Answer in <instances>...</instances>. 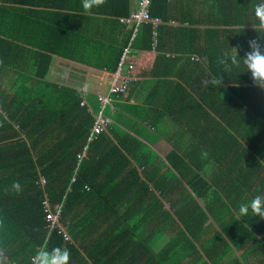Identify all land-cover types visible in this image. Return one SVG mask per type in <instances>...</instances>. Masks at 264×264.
<instances>
[{"label":"trees","instance_id":"16d2710c","mask_svg":"<svg viewBox=\"0 0 264 264\" xmlns=\"http://www.w3.org/2000/svg\"><path fill=\"white\" fill-rule=\"evenodd\" d=\"M259 2L217 0L216 4L211 3L208 7L195 8L196 14L197 9L206 11L208 21L204 25L227 27L203 29L202 36L198 29L191 27L170 28L168 22L171 20L180 24L189 23L185 21L188 9L171 6L170 0H151V16L162 19L163 23L156 28L152 24H142L133 44L135 49L152 50L155 46L156 50H210L208 69L203 73L210 80H219L220 84L211 86L210 96H206V89L199 96L201 103L198 107L203 111L201 117L207 114L210 120L206 121L201 130L212 131L218 126L220 109L230 99L224 100L222 97L220 100L218 97L223 85L238 92L239 99L249 104V95L254 90L245 87L251 79L243 62L239 68L233 67L231 72L226 73L219 59L230 54L229 50H236L243 58L249 51L248 41L253 39H259L264 45V38L259 37L251 25L254 6ZM18 9L0 6V264H32V257L42 247L49 251L61 247L67 248L70 253L76 252V238L98 228L96 226L100 224L105 225L107 219H111L114 236L109 246L104 244L103 247L95 248L92 254L94 264H182L187 257L199 256L202 252L195 246L199 241L196 231L201 230L199 225H202L204 215L193 196L187 191L188 196L184 195L183 200L178 199L176 202L167 197L164 199L167 193L165 187L174 178L172 175L165 178V184H156L153 189L159 191L164 200L154 196L149 188L151 180L141 176L138 171L139 163H145L139 156L143 143L129 135L120 137L113 130L110 132L112 137H109L112 124L89 144L86 155L79 161L78 154L87 145L95 122L94 116L101 109L99 100L94 95L86 98L93 109L90 112L88 105H81L84 99L79 91L47 81L46 76L54 55L115 73L128 39L119 44L110 33V38L106 35L99 41L83 37L82 34H72V28H67L66 33L60 34L61 37L42 39L39 38L41 33L29 37L25 33L26 26L18 15ZM123 9L115 6L112 11L111 17L117 20L113 30L122 28L120 19L132 14ZM17 29L22 35L19 32L15 34ZM52 31L56 35V32H62L54 26ZM132 32L131 28L130 38ZM89 50H96V54H99L96 61H89L92 58L87 55ZM99 50H104V53L101 54ZM213 50L226 52L223 51L217 57L211 53ZM107 54L109 57L105 58ZM161 61V57H158L155 70L161 67ZM10 66L12 70L7 69ZM9 71L19 81V87L12 95L7 92V85L11 81L7 77ZM198 81L188 83L196 94L198 88L202 87ZM235 84L241 86L234 87ZM180 89V97L174 104L171 103L174 99L170 100V97L165 103L172 115L176 114L178 108L185 110L182 101L184 88ZM190 100L194 103L197 97L189 95L188 102ZM223 100L225 103L218 107ZM116 106L125 108L122 104ZM104 112L109 118L112 117L109 106ZM221 112L231 116L224 109ZM135 116L139 121L144 120L139 115ZM219 119L232 131L234 125H243L242 121L232 116ZM212 120L215 121L214 125ZM147 121L154 125L150 120ZM200 121L191 125L190 129L201 126ZM244 125L249 126L247 123ZM151 156L150 160L158 162V156ZM184 161L175 152L167 156L170 169L174 168L177 173L184 174L182 177L190 173L186 171L187 164ZM260 164L257 161L256 175L260 174L259 169H264ZM42 179H45L46 184L41 183ZM198 179L201 177L198 176ZM14 181L21 184V192L11 190ZM46 199L51 207H62L60 220L66 229L65 233L70 237L69 241H65L64 233H58V230L50 232L46 219L47 208L44 205ZM164 201L171 203L172 213L163 212L160 219L163 221L161 232L158 230L161 227L151 232V235L155 232L157 235L163 234V241H167L156 252L148 242L150 236L145 237L144 232L150 230L149 225L157 221L154 220L156 214L158 219V213L148 212L149 208H164ZM187 222L198 224L199 228L189 229ZM180 224L184 225V230ZM175 227H178V232L170 236Z\"/></svg>","mask_w":264,"mask_h":264},{"label":"crops","instance_id":"0c3cea01","mask_svg":"<svg viewBox=\"0 0 264 264\" xmlns=\"http://www.w3.org/2000/svg\"><path fill=\"white\" fill-rule=\"evenodd\" d=\"M139 2L140 0H106L102 6L94 7L90 11L83 9L82 0H0V6L19 8L18 15L24 20L25 33L29 37L39 33H41L39 38L42 39L61 37L60 34L66 33L67 28H72L70 31L72 34H82L83 37L99 41L106 35L110 38L108 35L111 33L117 43L122 44L128 39V44L131 26L120 21L122 28L113 30L117 20L114 16L111 17L112 11L117 6L132 13L137 10ZM211 3L216 4L217 0H170L171 6L188 9L185 21L191 23V25L180 24L171 20L168 22L170 28L191 27L198 29L202 36L204 35L202 30L206 28H227L221 25H204L203 23L208 21L205 16L206 11L197 9L198 14L194 12L195 8L208 7ZM52 26L62 32H56V35L52 31ZM18 32L22 35L18 29L15 30V34ZM64 37L63 34L62 38ZM107 50L109 51L110 48L107 47ZM183 51L156 50L155 46L152 50L133 51L131 57L135 65L133 80L126 96L120 99L113 98L114 106L110 107L113 122L108 136L112 137L110 132L113 130L120 137L129 135L143 143V150L139 156L141 160H145V163H139L138 171L141 176L151 180L149 188L154 196L160 200L167 197L177 202L187 195L188 191L187 193L191 194L201 206L204 216L202 225H199L201 230L196 231L199 241L195 246L202 253L197 257L190 255L191 257H187L182 264H264V220L254 216L250 209L248 215L238 217L241 204L249 202L257 195L264 196V169H259L260 174L256 175L257 161L264 167V89L258 90V86H254L251 80L246 83V88L254 90L249 95L248 104L239 99L238 92L229 90L227 85H223L218 97L220 100L222 97L225 98L224 100L230 99L228 104L220 107V115L217 116L218 126L212 131L201 130L210 120L207 114L201 117L203 111L198 107L201 103L199 96L205 92V89L206 96H210V88L214 86L210 83V78L203 73L208 69L210 50ZM223 51L226 52V50H213L211 53L218 57ZM99 52L102 54L104 50ZM228 52L235 54L236 50ZM24 53L28 54L27 51ZM92 54L95 57L89 58L91 62L99 57L96 50H91L88 57ZM108 57L107 54L105 58ZM158 57L162 59L161 67L155 70ZM7 69L12 70V66ZM111 74L91 64L54 55L46 77L47 81L79 91L87 102L89 111L92 112L93 109L86 98L91 95L98 98L100 94L106 93ZM250 75L249 73V77ZM7 77L11 80L7 85V92L12 95L19 87V81L13 72L9 71ZM197 79L202 86L198 88V94L188 84ZM238 86L234 85V87ZM180 88H184L182 101L185 103V110L178 108L176 114L172 115L165 103L170 97V100L174 99L170 101L174 104V101L180 97ZM189 95L192 97L195 95L197 100L194 103L191 100L188 102ZM224 100L218 107L225 103ZM117 104H122L125 108L121 109L116 106ZM223 109L233 118L242 121L243 125H234V131L230 130L225 123L219 121L222 116L231 117L221 112ZM135 115H139L144 120H137ZM147 120L154 125H150ZM198 121L201 126L191 130V125ZM214 122L211 121L213 125ZM246 123L249 126H245ZM106 142L108 144V140ZM173 152L185 160L186 171H190L186 177H182L181 175L184 174L177 173L174 168L170 169L167 156ZM202 153L207 155L204 156ZM151 155L158 156V162H155V159L150 160ZM253 170L255 172L252 174ZM171 175L174 178L170 179L168 187H165L167 193L163 199L159 191L153 189L156 184H165V178ZM198 176L201 179H198ZM148 212L158 213V219L157 214L154 219L157 221L151 223L150 230L144 232L145 237L150 236L148 242L157 252L167 244V241H164L165 245L158 247L157 242L163 234L157 235L155 232L151 235V232L159 227L161 228L158 230H162L161 216L163 212L172 213V206L171 203L164 201V208H149ZM180 226L184 230V225L180 224ZM186 226L192 230L199 228L198 224L194 225L193 222H187ZM96 227L98 228L82 233L76 238L74 246L78 252L70 253V264H94L92 254L95 248L103 247L104 244L109 246L114 236L111 219H107L105 225L100 224ZM177 230L178 227L172 229L170 236L176 235ZM112 253H115V250H112Z\"/></svg>","mask_w":264,"mask_h":264},{"label":"built area","instance_id":"2783aa9c","mask_svg":"<svg viewBox=\"0 0 264 264\" xmlns=\"http://www.w3.org/2000/svg\"><path fill=\"white\" fill-rule=\"evenodd\" d=\"M151 0H140L138 8L136 11L132 12L129 17H123L120 21L129 25L132 28V36L130 38L127 46L124 47L122 56L120 57L118 67L115 73L110 75V81L108 84L107 92L100 94L98 100L101 106L100 111L95 116V122L90 130L87 145L84 147V151L78 154L79 161L86 155L89 144L94 142L98 136L104 133L108 127L112 124V119L105 115L104 110L109 106H114V97L125 96L133 80V71L135 70V65L131 61L133 51L136 50L133 46L138 30L142 24H152L155 28L163 23L162 19L153 17L150 14ZM156 35V33H154ZM82 106H86L87 102L83 100ZM41 183L46 184L45 179H42ZM47 208L46 219L48 222V228L50 232L58 230V233H64L65 241H69L70 237L65 233L66 229L61 224V210L60 205L52 206L49 204L48 199L44 202Z\"/></svg>","mask_w":264,"mask_h":264},{"label":"clouds","instance_id":"9594fccd","mask_svg":"<svg viewBox=\"0 0 264 264\" xmlns=\"http://www.w3.org/2000/svg\"><path fill=\"white\" fill-rule=\"evenodd\" d=\"M106 0H82V7L85 11H90L92 8L102 6ZM253 31L259 34V37L264 38V0H260L254 6V19L251 23ZM249 51L243 58L236 52L235 54H225L219 59V63L224 66V71L231 72L233 67L239 68L241 61L248 73L254 86L264 89V45L259 39L248 41ZM239 57V58H238ZM213 85L220 84L219 80L213 79L210 81ZM206 156V153H202ZM11 190L19 193L22 191L21 184L14 181L11 185ZM7 191V189H6ZM249 209L254 216L264 220V196L257 195L249 202L241 204L238 210V217H243L249 214ZM70 252L67 248L56 247L51 251L47 248H41L32 257V264H69Z\"/></svg>","mask_w":264,"mask_h":264},{"label":"rangeland","instance_id":"374dc122","mask_svg":"<svg viewBox=\"0 0 264 264\" xmlns=\"http://www.w3.org/2000/svg\"><path fill=\"white\" fill-rule=\"evenodd\" d=\"M90 51H91V50H89V51H88V53H90ZM88 53H87V55H88ZM91 57H92V58H94V57H95V55H94V54H92V56H91ZM163 238H164V237H161V238L159 239V241L157 242V243H158V245H157L158 247H161V245H163V244H164Z\"/></svg>","mask_w":264,"mask_h":264}]
</instances>
